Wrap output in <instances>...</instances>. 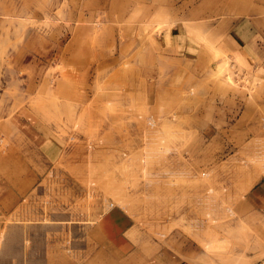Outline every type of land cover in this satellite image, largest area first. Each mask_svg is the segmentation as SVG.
<instances>
[{
    "label": "rangeland",
    "instance_id": "374dc122",
    "mask_svg": "<svg viewBox=\"0 0 264 264\" xmlns=\"http://www.w3.org/2000/svg\"><path fill=\"white\" fill-rule=\"evenodd\" d=\"M155 1L157 0H0V129H13L14 122L10 117L26 108L35 115L36 122L40 120L61 131L63 146L70 145L66 139L74 134L79 137H76L74 144L78 154L82 155L81 151L87 148L100 151L102 133L117 131V122H109L107 116H117L119 105L113 102L116 101L115 98H109L110 101L107 97V101L103 102L102 92L109 86L117 87L107 83L117 84L118 69L111 66L110 71L108 68L103 71L94 69V66L98 59L117 56L119 45L124 49L126 44L128 51L134 38L141 39L136 34L161 33L177 23V29L181 30V12L168 8L170 5L165 0L157 2L168 7L155 8L152 6L156 4ZM86 24L88 32L79 40L86 41L90 47L88 58L93 66L92 73L79 76L75 64L73 65V50L70 49L73 48V33L82 32L83 30L79 31V26ZM185 25L187 35L197 40L198 31H194L192 25ZM199 43L210 52L218 44L208 37L206 40L199 39ZM204 71V92H201L204 94L196 96L198 88L188 81L184 93L185 96H196L195 104H174L172 108L169 106L170 112L165 116H181L183 106L184 110L188 109L183 112V116H200L203 113L198 114L197 110L203 102L207 105L203 116H218L223 114L218 107L224 103L213 99V91H218L221 95V90L229 93L233 88H238L244 95H259L261 86H264L263 71L256 68L247 70L220 51L206 58ZM91 78V99L85 106L82 101L86 95L85 88L88 87L86 81ZM83 84L85 85L81 89ZM108 91L111 94L113 92L112 89ZM160 106L165 109L164 105ZM238 107L240 113L243 106L238 104ZM149 113L147 109L139 113L142 116L139 128L144 132L141 136L143 142L141 139V142L133 143V134L130 135L126 127L124 171H121L122 165L115 164L118 161L117 154L119 155L116 148L112 161L117 168H102L106 159L96 156L101 155L100 152L93 153L88 158L95 165L100 161V164L88 170V176L92 177L89 178V184L93 187V194L113 200L134 215L142 230L143 249L140 250L147 257L146 260L158 255L157 264H264V211L254 212L241 201L252 184V176L262 174L264 160L255 162L249 159L244 142L242 145L238 143L239 152L236 155L224 151L217 154L218 158L213 163L209 158L204 160L203 151H197L198 139L194 134L198 131L195 126L190 137L181 141L184 147L175 148V152H171L167 158L161 157L162 154L159 153L155 158V147L164 150L167 142L161 138L154 145L155 140L152 138L150 142L148 139L152 133L146 126ZM157 120L159 121V117ZM189 122L192 124L190 120L187 121ZM81 138L84 140L81 141ZM110 139L117 141L116 136ZM6 147L16 149L7 140L0 138V148ZM88 152L90 156V151ZM173 154L174 158L171 159ZM171 160H174L173 164L182 163L183 167L190 170L172 171ZM231 162L237 165L238 184L232 185L237 190H234L235 194L231 193L229 171L221 172L224 165ZM73 169L75 173V167ZM199 169L210 172V177L201 178L198 182L211 184V189L214 188L212 192L215 193H211V197L201 196L199 192L202 189L195 183L196 180L191 179L198 176ZM69 171L70 167L63 165V172L68 175ZM67 175L56 189L55 183L48 185L51 186L52 195L61 194L63 211L73 208L70 194L73 193V183L71 184ZM156 177L159 179L154 182ZM151 183L157 185L153 187ZM174 188L178 189V194L173 193ZM50 196L41 201L44 210L51 203ZM1 220L0 215V256L5 259V249H1V246L9 222ZM54 240H51V244ZM165 252L169 255L166 258ZM0 264H4L1 258Z\"/></svg>",
    "mask_w": 264,
    "mask_h": 264
},
{
    "label": "crops",
    "instance_id": "0c3cea01",
    "mask_svg": "<svg viewBox=\"0 0 264 264\" xmlns=\"http://www.w3.org/2000/svg\"><path fill=\"white\" fill-rule=\"evenodd\" d=\"M157 1L153 7H168L158 4ZM165 2L170 5L168 8L177 10V13L181 12L180 31L177 29V23L161 33L136 34L135 36L141 39L134 38L128 51L126 44L124 49L119 45L117 56L98 59L94 66V69L103 71L106 68L110 71L111 66L118 69L117 84L107 83L117 87L109 86L102 92L103 102L115 98L116 101L113 102L119 105L117 116H107L109 122H117V131L109 130L102 133L100 151L87 148L81 151L82 155L78 154L75 151L77 146L74 145L77 136L74 134H70L66 139L70 145L63 146L61 131L43 124L40 120L36 122L35 115L26 108L10 117L14 122L13 129L6 131L0 129V138L7 140L8 144L16 148L15 150L0 148V215L1 222L3 220L5 223L9 222L1 246V249H5L4 254L6 253L5 259L0 256L2 263L157 264L158 255L146 260L147 257L140 250L143 249L142 230L134 215L113 200L93 194V187L89 184V178L92 177L88 176V170L100 164V161L95 165L94 161L88 160L93 153L100 152L101 155L96 156L106 159L102 168L115 167L112 161L115 156L114 148L119 152L115 164L122 165L121 171L125 170L126 127L130 135L133 134V143H139L141 139L143 142L141 136L144 132L139 128L142 116H139V113L146 109L150 111L146 118V126L152 131L148 139L151 142L153 138L154 145H157L161 138L167 142L164 150L155 147V158L158 153L162 154L161 157L167 158L171 152H175V148L184 147L181 141L190 137L195 126L198 131L194 134L198 139L197 151H203L204 160L209 158L213 163L218 158L217 154L224 151L236 155L239 152L238 143L242 145L243 142L249 159L255 162L264 160V86H261L259 95H244L245 93L238 88H233L229 93L221 90V95L220 92L213 91L215 92L213 99L224 103L218 107L223 113L218 116H203L207 108L203 101L197 110L198 114L203 113L200 116H183V112L188 110L187 108L184 110V106L180 110L181 116L164 115L170 112L169 106L172 108L174 104L183 105L189 102V105H193L196 96L204 94L201 92H204L206 58L219 51L247 70L256 68L264 72V0H165ZM185 24L194 26V31H198L197 40L187 35ZM85 26L88 24L79 26V31L83 30L82 32L73 33V48L70 49L73 50V65L75 64L79 76L92 73L93 66L88 58L90 47L86 41L79 40L86 36ZM38 37L40 40V35ZM207 37L218 43L212 47L213 52L205 50L199 43V39L206 40ZM188 81L198 88L196 96L190 94L185 96L184 90L188 86ZM86 82L88 87L85 88L86 95L82 101L85 106L91 99L89 90L93 87L92 78ZM84 85L80 88L82 89ZM109 89L113 90L112 94ZM209 94L211 95L210 92ZM238 104L243 106L240 113ZM160 105H164L165 109ZM189 120L192 124L187 123ZM115 136L117 141L110 139ZM83 140L84 138H81V141ZM202 141L203 144H200ZM173 158L174 154L171 156V159ZM171 161L172 171L190 170L183 167L182 163L173 164L174 160ZM63 165L70 167L68 175L63 172ZM223 170L229 171L231 193L235 194L237 190L232 185L238 184L237 165L231 162L224 165L221 172ZM197 174L198 176L191 179L196 180L195 183L202 189L199 193L201 196L211 197L215 194L212 192L214 188L211 189V184L198 182L201 178L210 177V172L207 169H199ZM66 175L71 184L73 183V193L70 192L73 208L63 211L61 194L52 195L51 186L48 185L53 182L57 185H54L56 189ZM260 176L261 179L258 180ZM262 177L264 170L262 174L252 176V182L250 181L252 184L250 183L241 200L254 212L264 211ZM158 179L159 177H156L154 182ZM151 184L153 187L157 185ZM153 187L151 189L155 190ZM173 193L178 194V189L174 188ZM46 196L51 197V203L48 204V209L44 210L41 201L45 200ZM53 238L55 240L51 244ZM168 256L165 252L164 257Z\"/></svg>",
    "mask_w": 264,
    "mask_h": 264
}]
</instances>
